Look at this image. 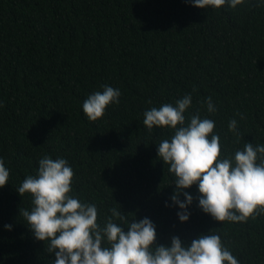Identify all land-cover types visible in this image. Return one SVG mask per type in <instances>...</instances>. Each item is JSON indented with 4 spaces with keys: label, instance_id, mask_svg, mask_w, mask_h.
Returning <instances> with one entry per match:
<instances>
[{
    "label": "trees",
    "instance_id": "trees-1",
    "mask_svg": "<svg viewBox=\"0 0 264 264\" xmlns=\"http://www.w3.org/2000/svg\"><path fill=\"white\" fill-rule=\"evenodd\" d=\"M0 264H264V0H0Z\"/></svg>",
    "mask_w": 264,
    "mask_h": 264
}]
</instances>
